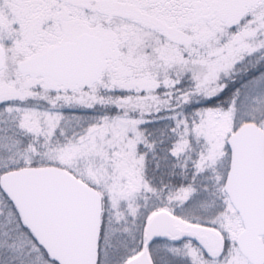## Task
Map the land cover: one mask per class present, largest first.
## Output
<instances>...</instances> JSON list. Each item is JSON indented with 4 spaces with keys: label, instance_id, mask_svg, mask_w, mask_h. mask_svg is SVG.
Wrapping results in <instances>:
<instances>
[{
    "label": "snow or ice",
    "instance_id": "1",
    "mask_svg": "<svg viewBox=\"0 0 264 264\" xmlns=\"http://www.w3.org/2000/svg\"><path fill=\"white\" fill-rule=\"evenodd\" d=\"M0 264H264V0H0Z\"/></svg>",
    "mask_w": 264,
    "mask_h": 264
}]
</instances>
